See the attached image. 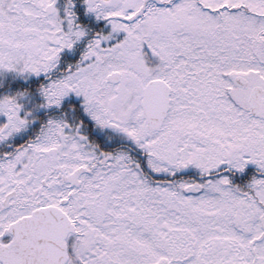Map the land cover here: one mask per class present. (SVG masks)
Segmentation results:
<instances>
[{
	"label": "flooded vegetation",
	"instance_id": "flooded-vegetation-1",
	"mask_svg": "<svg viewBox=\"0 0 264 264\" xmlns=\"http://www.w3.org/2000/svg\"><path fill=\"white\" fill-rule=\"evenodd\" d=\"M196 1L214 16L242 10L247 21V3L210 7L212 0ZM177 2L0 0V20L7 23L25 21L28 5L36 9L39 21L56 19L67 25L61 45L51 38L49 46L39 47L36 70L13 71L19 80L12 84L7 83L11 73L0 74V104L17 99L23 113L18 129L10 128V115L5 113L9 128L6 123L0 132V264H156V239L165 250V264H264V217L250 225L253 216L248 215L259 204L264 208L255 183L264 178V170L248 162L234 166L232 151H218L233 139L217 133L214 142L219 146L209 148L214 162H181L172 169L163 142L156 137L163 130L171 138L166 127L176 99L173 77L183 79L180 83L188 84L185 89L192 93L186 95L192 96L191 87L209 73V67L193 74L186 65L183 72L169 70L174 63L167 65L172 110L155 130L148 127L141 106L145 89L155 78V52L150 51L151 59H144L141 67H110L100 59L93 61L98 65L89 63L95 56L89 48L96 40L111 41L107 48L96 45L100 53L122 50V44L111 39L114 26L125 31L126 26L147 19L154 7L172 8ZM70 9L76 26L89 27L77 34L80 37L72 34L71 41ZM165 22L173 24L175 37L182 38L183 27L171 18ZM240 36L249 38L248 25ZM231 39L224 34V41ZM192 48L202 51L195 41ZM185 54L182 57H190ZM7 92L19 97H6ZM184 118L180 117L182 134L187 131ZM224 121L232 128L236 120ZM172 191L179 195V219L196 220L201 234H211L206 252L198 254L186 240L187 232L179 228L176 239L170 240L169 225L164 226L166 237L157 236L150 210L157 198L162 202L157 213L166 215ZM122 225L127 232H122ZM250 227L258 228L257 235L250 234Z\"/></svg>",
	"mask_w": 264,
	"mask_h": 264
},
{
	"label": "rangeland",
	"instance_id": "rangeland-1",
	"mask_svg": "<svg viewBox=\"0 0 264 264\" xmlns=\"http://www.w3.org/2000/svg\"><path fill=\"white\" fill-rule=\"evenodd\" d=\"M212 1L214 2L212 3ZM212 1L208 0L212 3L209 5L210 7L215 6V4L220 5L223 2L232 3L235 6H239L243 2L247 3L249 8L247 21L246 18L244 20L245 15L242 10L214 16L210 10L204 9L196 0H179L172 8L154 7L149 11V14H146L145 18L147 19L137 21L132 26H126L125 31L122 30V26H114L111 39H115V43H121L122 50L120 48L117 53H109V51L100 53L101 50L98 52L96 45L100 43L101 48H107L111 41L96 40L93 43L94 46L89 48L91 54L95 55L89 58V63L90 65H98L93 61L100 59L103 64H108L110 67H141L145 65V60H147H144L142 54H147V58L151 59L150 51L153 50L156 53L155 57L162 60V63L160 62L154 68L155 77L163 79L170 77L166 67L172 63L174 65L172 68L168 67L169 70L183 72L184 67L182 66L186 65V68H190L189 70L193 74L195 70L199 71L203 66L209 67V73L203 74L199 84L191 87V91H194L192 96L186 95V91L190 95L192 94L188 88L185 89L189 85L181 84L180 80L183 79L173 77L176 81H173L176 99L166 127L170 129L171 138L170 140L167 139L163 130L156 135L160 143L163 142L166 151L165 159L171 164L172 169L181 162L195 164L201 161L214 162L215 157L209 148L219 146L214 142L217 133L224 136L230 135V138L233 139H230L232 140L231 144L220 146L218 151H232L231 162H234V166H241L244 162H248L255 163L257 167L264 170V117L254 118L250 115V112L245 108L250 89H242L235 82L236 75L243 74L250 80V87L254 85L264 87V0ZM202 2L207 4L203 0ZM103 3L106 2H101L100 5ZM25 10L28 13L25 21L19 22L20 20L12 19L7 23L6 20H0V74L2 72L12 73L18 69L22 73L36 70L40 64L37 54V50L41 49L39 47L49 46L51 38L59 40V45L65 39L62 35L67 29V25H63L60 20L57 21L56 19L41 22L38 20V12L35 8L27 5ZM71 11L72 9H70V13ZM114 11L118 13L121 9L117 7ZM30 12L32 13L29 14ZM168 18L173 19L175 21L173 23H177L181 28L183 27L180 33L181 36L183 35L182 38L174 36L173 24L170 25L165 22ZM222 19L227 20L221 22ZM246 25L249 27V38L244 40L240 35H243ZM224 28H226L225 31H223ZM77 30L80 34L81 30L73 26V20L70 16V41L72 34L74 35ZM57 31H60V34H57ZM197 32L200 35L196 37ZM223 33L227 37L232 36L231 41H224ZM75 36L80 37L79 35ZM194 41L201 45V52H192ZM143 48L146 51H142ZM6 50H11V52L8 53ZM3 52H7L6 56L3 55ZM13 53H16V56L12 55ZM182 53H189L190 57L184 58ZM43 63H45L44 65L49 64V62ZM198 65L200 66L198 67ZM205 82H212V86L206 85ZM14 96L19 97L13 92L6 93V97ZM16 101L17 99L10 105L8 103L0 104V108H6L5 112H0V132L3 131L4 124L8 122L5 113L10 115V128L13 126L14 129H18L20 126L23 120V113L20 110L22 106H17ZM182 115L185 117L184 120L186 121L183 123L187 130L183 134L180 123ZM226 119L236 120L232 123V128L227 126L228 122L225 123L224 121ZM207 140L208 143L204 145ZM156 148H159L157 142ZM159 149L162 152V147ZM255 183L259 185L258 194L261 197L260 201L264 204V178ZM167 200H169L170 208L166 211V215L157 213L159 204H162L157 198L154 201L153 211L150 210L153 213V216H150L155 221L157 236L166 237L167 232L164 231V226L169 225L170 240L176 239L180 234L175 230L179 228L183 233L187 232L184 236L187 241L192 242L198 254L201 251L206 252L210 247L211 240L209 238L211 234H201L196 228V220L179 219L180 199L178 193L175 195L173 191L170 192ZM250 213L248 215L253 216L250 225H253L255 218L258 221L264 217V208L259 204L254 209H250ZM207 221L209 224L212 223V220ZM205 225L208 226V223ZM257 230L256 227H250V234L254 235ZM127 231L126 226L122 225V232ZM158 241L156 239V264H165V250L159 248ZM239 241L241 242L240 238ZM170 250H172L171 247Z\"/></svg>",
	"mask_w": 264,
	"mask_h": 264
},
{
	"label": "water",
	"instance_id": "water-1",
	"mask_svg": "<svg viewBox=\"0 0 264 264\" xmlns=\"http://www.w3.org/2000/svg\"><path fill=\"white\" fill-rule=\"evenodd\" d=\"M239 85L246 87L248 81L243 76L237 77ZM262 87H255L249 100V109L252 114L260 116L264 113V97ZM170 88L160 79L153 80L143 100V109L148 116V125L150 128H158L163 124L170 108Z\"/></svg>",
	"mask_w": 264,
	"mask_h": 264
}]
</instances>
